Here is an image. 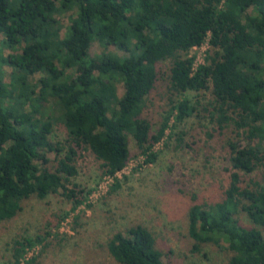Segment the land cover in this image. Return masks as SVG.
I'll return each instance as SVG.
<instances>
[{
  "label": "trees",
  "instance_id": "16d2710c",
  "mask_svg": "<svg viewBox=\"0 0 264 264\" xmlns=\"http://www.w3.org/2000/svg\"><path fill=\"white\" fill-rule=\"evenodd\" d=\"M74 11L61 38L54 17ZM95 41L126 56L93 59ZM206 41L208 62L196 67L189 53ZM166 62L169 109L154 132L143 112ZM2 65L11 78L0 73V222L15 218L33 197L62 194L73 211L85 204L91 191L73 183L83 151L102 162L116 192L131 137L146 164H155V146L202 107L216 132L231 133L232 171L222 201L191 207L195 250L227 245L228 264H264V0H0ZM206 92L212 96L206 105L189 97ZM56 127L66 130L64 139H54ZM257 172L259 180L242 176ZM240 214L253 226L243 225ZM49 236L15 239L5 264H25ZM108 251L119 264H164L153 234L141 225L115 234Z\"/></svg>",
  "mask_w": 264,
  "mask_h": 264
},
{
  "label": "rangeland",
  "instance_id": "374dc122",
  "mask_svg": "<svg viewBox=\"0 0 264 264\" xmlns=\"http://www.w3.org/2000/svg\"><path fill=\"white\" fill-rule=\"evenodd\" d=\"M251 13V12H249ZM76 12L55 15L63 29L64 37L70 24V17ZM212 47L208 42L193 49L189 57L195 58V65L208 62ZM10 51H4L7 55ZM106 53L120 58L126 56L112 46L93 42L90 55L93 59ZM165 73L157 90L146 103L144 118L148 119L156 132L165 112L169 109L168 72L170 64L162 65ZM0 73L6 82L10 81L11 70L0 66ZM69 74L76 75V69L69 68ZM41 75H36L34 81ZM124 87L118 86L122 97ZM201 96V97H200ZM189 93L195 102L206 105L211 93ZM188 119L182 126L168 131L163 140L155 146L159 157L155 164H146L135 140L130 138V160L119 175L121 188L112 193L116 182L105 175L102 162L96 156L83 151L77 161L79 174L73 183L80 189L91 191L85 204L73 211L70 200L56 194L48 199L33 197L23 202V210L12 220L0 222V264L11 260V246L20 237H47L46 248L37 246L25 257L31 264H119L108 251L110 239L119 232L143 226L156 240V247L163 253L164 264H228L232 252L227 245L202 244L195 250V241L189 233V212L194 204H215L226 196L230 187L232 165L230 150L226 145L230 132L225 135L216 132L205 112ZM173 123V122H172ZM171 123V126H172ZM66 130L56 127L54 139H64ZM54 160V154H48ZM246 182L259 180L261 173L242 175ZM70 188H73L71 186ZM248 227L253 226L244 214L237 217ZM25 263V264H26Z\"/></svg>",
  "mask_w": 264,
  "mask_h": 264
},
{
  "label": "built area",
  "instance_id": "2783aa9c",
  "mask_svg": "<svg viewBox=\"0 0 264 264\" xmlns=\"http://www.w3.org/2000/svg\"><path fill=\"white\" fill-rule=\"evenodd\" d=\"M206 42H208V43H209V41H206ZM206 42H205V43H206ZM205 43H204V44H205ZM204 44H203V45H204ZM203 45H202V46H203ZM123 171H124V170H123ZM123 171H122V172H123ZM122 172H121V173H122ZM121 173H119V174H118V178H119V175H120ZM108 177H109V176H108ZM109 178H111V177H109ZM111 179L114 181V179H113V178H111Z\"/></svg>",
  "mask_w": 264,
  "mask_h": 264
}]
</instances>
